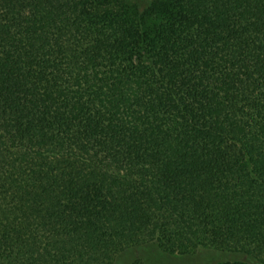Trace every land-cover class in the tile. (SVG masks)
<instances>
[{"label": "trees", "instance_id": "trees-1", "mask_svg": "<svg viewBox=\"0 0 264 264\" xmlns=\"http://www.w3.org/2000/svg\"><path fill=\"white\" fill-rule=\"evenodd\" d=\"M201 251L264 264V0H0V264Z\"/></svg>", "mask_w": 264, "mask_h": 264}, {"label": "rangeland", "instance_id": "rangeland-1", "mask_svg": "<svg viewBox=\"0 0 264 264\" xmlns=\"http://www.w3.org/2000/svg\"><path fill=\"white\" fill-rule=\"evenodd\" d=\"M201 254V255H200ZM209 254H211V252H209V251H201V252H199L198 253V255L197 256H201V257H198L197 258V256L196 257H194L196 260H192L191 259V261L190 260H188V261H190V263L189 264H203V263H205V262H208V258L210 257L209 256ZM202 256L204 257V259L202 260ZM177 260H179V261H182V260H180V259H177ZM170 261V264H181V262H177V263H175V261H173V260H169Z\"/></svg>", "mask_w": 264, "mask_h": 264}]
</instances>
